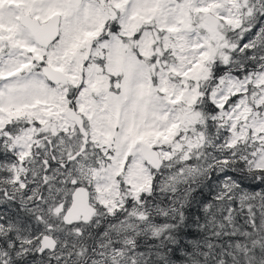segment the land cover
<instances>
[{
    "label": "snow or ice",
    "instance_id": "snow-or-ice-1",
    "mask_svg": "<svg viewBox=\"0 0 264 264\" xmlns=\"http://www.w3.org/2000/svg\"><path fill=\"white\" fill-rule=\"evenodd\" d=\"M0 264H264V0H0Z\"/></svg>",
    "mask_w": 264,
    "mask_h": 264
}]
</instances>
